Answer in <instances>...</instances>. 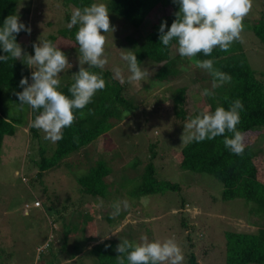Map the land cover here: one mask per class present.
I'll return each mask as SVG.
<instances>
[{
	"label": "rangeland",
	"instance_id": "rangeland-1",
	"mask_svg": "<svg viewBox=\"0 0 264 264\" xmlns=\"http://www.w3.org/2000/svg\"><path fill=\"white\" fill-rule=\"evenodd\" d=\"M108 1L95 0V3L105 5ZM17 2L20 22L31 28V34L21 31L19 38V44L24 53L29 55H34L33 45L39 42L40 37L44 40L50 35L57 36L61 29L65 28L66 16L72 13L70 9L72 6L69 7V11L66 0H18ZM163 10L162 6L154 9L145 24L138 30H132L123 22H114L116 16L109 12L114 32L105 33V55L109 63L104 70L112 74L114 66H120L123 69L124 95L140 108L128 114L130 119L125 123H119L105 135H109L110 142L117 144L121 149H133L137 154L146 153L151 144L159 143L160 146L156 147L155 151H158L162 157L155 164L159 167L163 165V168L160 167L162 171L158 178L178 184L181 189L136 197L133 193L141 185L140 178L125 177L126 181H122L118 176L117 187L106 200L84 195L78 179L89 173L94 162L106 161L104 157L108 150L103 149V146L109 142L106 140L105 143L102 139L98 143L101 146H94L95 152L89 153L86 165L81 166L76 157L58 171H49L42 179L36 178L38 168L36 170L32 164L33 158H37V152L35 154L34 149L35 146L37 149L38 144L34 145L29 140V130L25 127L29 106L17 105L11 99L10 90L7 89L4 93V109L12 117L20 116L23 125L17 126L15 135L11 140L6 141L5 157L0 159V264H36V249L47 247V245L53 247L49 250L50 255L55 256L54 264H99L96 255L91 254V249L98 244L97 240L112 238L120 242L121 238H127L131 241L133 233L137 234L135 237L138 242L140 238L138 234L144 231L153 240L156 237L153 238L151 235L152 228L157 229L158 240L161 241L169 236L189 238V243L195 246L194 253L200 264H226V257L218 260L220 248H223L227 241L226 233L231 231L250 233L258 229L253 225L255 218L249 219V208L245 207L241 199L224 202L223 188L219 182L207 174H190L184 171L176 155L184 145L181 135L184 124L189 119L182 121L174 114L172 96L175 90L181 87L188 89L185 108L189 116H196L205 110L211 112V102L223 93V87L216 88L214 96H201L200 93L204 89L211 88L212 77L190 66V62L181 58L175 48L172 51V58H179L178 61H180L177 64L178 74L174 79L159 82L155 78L159 65L146 59L140 67L142 71L147 72L145 78L132 84L127 82V76L130 73L127 71L125 62L120 59L121 49L133 52L141 46L144 36L153 29L158 17L162 14L160 11ZM263 18L264 0H253V7L243 20L242 42L237 41L231 45L236 53L246 54L252 69L256 72V77L262 83H264V45L257 40L252 27L255 22ZM56 46L65 53L70 64L58 77L59 89L70 75L79 71V52L76 48L78 45L74 41L61 36ZM18 69L20 79L27 77L31 83L33 69L27 67L22 61ZM108 83H111V80H108ZM145 119L150 122L145 123ZM263 132V129L250 131L244 135L243 139L244 143L247 141L253 148L261 150L260 156L255 161L259 165L260 169L257 168L262 178H264V140L259 135ZM41 133L43 137L44 133L42 131ZM55 146L56 143L45 140V148L48 152L55 149ZM87 152H91V149ZM172 154L176 157L171 156ZM171 167L175 170H171ZM114 179L115 176H111L108 182L111 183ZM116 200H127L129 209L122 211L115 219L112 218V222H101L104 213L110 216L108 206ZM182 200L187 202L184 208L181 205ZM36 201L42 202L40 209H35ZM27 205L29 213L25 211ZM63 205L69 206V210L64 211L69 215L64 218L67 220L66 230L71 232L68 238L63 235V229L58 232L51 226L52 222H56L57 226L63 224L64 228V222L58 219ZM82 212L86 217L96 220V223L95 229L92 228L93 223L86 234L79 236L73 231L77 230L75 225L82 224L78 218ZM181 222H186L191 231H186L181 226ZM66 239L70 241L64 249ZM92 239H95V242L91 241ZM178 245L184 255L183 264H188V250L183 247V239L178 242ZM205 250L211 254L210 257L201 255V252Z\"/></svg>",
	"mask_w": 264,
	"mask_h": 264
},
{
	"label": "trees",
	"instance_id": "trees-1",
	"mask_svg": "<svg viewBox=\"0 0 264 264\" xmlns=\"http://www.w3.org/2000/svg\"><path fill=\"white\" fill-rule=\"evenodd\" d=\"M17 1L0 0V26L3 25L4 20L9 15H18ZM93 3H95V0H66L68 10L70 6H72L71 10L75 8L83 9ZM105 5L108 11L116 16L114 22H123L132 30L140 29L152 14V11L158 6H162L164 10L160 11L162 14L158 17L153 29L144 36L141 46L134 50L133 53L137 55L140 67L146 59L159 65L160 68L155 74V78L159 82L174 79L178 74L177 64L180 60L178 61L179 58H172L174 47L171 45L165 47L160 42L159 28L164 21H167L169 28L171 27V24L176 19L175 13L179 11V5L174 3L173 0H109ZM70 20L71 13L66 16L65 28L61 29L57 36L50 35L45 39L52 41L56 45L57 40L61 36L76 43L75 34L79 26H73V28L69 29L67 24ZM252 32L257 40L264 45V18L254 23ZM20 36V33L16 36L17 43L20 42ZM76 48L78 49V47ZM2 55H6V53L0 48V56ZM197 59H212L215 68L232 77L230 83H225L222 86L223 93H220L216 97L217 99L211 102V112H214L217 107H224L228 110L232 103L239 99L244 107L239 113L240 122L237 125V130L241 132L243 139L244 135L250 131L264 130V83L256 77V72L252 69L246 54L244 52L236 53L231 47L226 52L216 48L211 56L200 54ZM19 64V60L11 58L7 62L0 61V159L5 157L6 141L11 140L15 135L17 126L23 125L20 116L12 117L4 109V93L7 89L10 90L11 99L19 105L18 97L15 95V93L23 91L20 86ZM90 71L100 75L105 80V88L95 94L92 102L82 110L83 115H81V110H74L76 119L71 127H66L63 130V138L56 142L55 149H51L48 152V149L45 148V139H43L41 131L30 126V121L35 118L38 112H34L28 107L25 127H28L29 130V140L34 145L38 144L37 149L36 146L34 149L35 154L37 152V158H33L32 164L33 168L36 170L38 168L35 177L42 179L49 171H58L76 157L81 166L86 165L90 156L89 153L93 154L95 152L94 146H101L98 143L102 139L105 143L106 140L109 142L103 146V149L108 150L104 157L106 161L94 162L89 173L78 179V184L82 187L84 195L102 198V201L106 200L117 187L116 179L118 176L121 177L122 181H126L127 178H140L141 185L133 193L136 197H140L143 194H159L168 190L181 189L178 184L158 178L161 176V168H163V165L160 168L159 165L155 164L162 157L158 151H155V148L160 146L159 143L151 144L146 153L137 154L134 153L133 149H121L117 144L110 142L109 135L106 136L105 134L114 127L116 128L119 123H125L130 119L127 115L137 111L140 106L124 95L125 87L112 78L111 72L99 68H92ZM108 80H111V83H108ZM73 82L72 75H70L69 79L61 85L62 87L58 91L70 97L71 94L68 89ZM172 99L174 102V114L177 119L185 121L186 119L195 118L194 115L189 116L185 108L188 100V89L186 87L176 89ZM147 121L145 119V123ZM104 135L106 138L103 139ZM225 135L231 137L232 133H226ZM259 136H262L261 138L264 140V132ZM224 139L225 136H218L212 140L193 141L184 144L176 155L180 160V167L184 171L190 174H207L213 177L222 185V200L224 202L241 199L246 205L245 207L249 208V219L251 217L255 218L253 225L258 227L255 232L240 233L231 231L226 233L227 241L225 246L220 248L218 260L226 257V264H264V178L259 174V165L255 161L260 156L261 150L253 148L246 141L244 143V154L242 156L236 155L225 147ZM89 149H91V152H87ZM176 155L172 154L171 156L176 157ZM83 157L86 159L85 163L83 162ZM171 170H175L174 167H171ZM111 176H115V179L109 183L108 179ZM36 202L42 203L40 201ZM186 203V201L182 200V207ZM38 208L40 209V207L35 206V209ZM108 208L109 212H111V204ZM61 209L62 212L59 213L58 219L64 222V228L63 224L62 226H57L56 222H52L51 226L53 230L57 229L58 232L63 229V235L68 238L71 232L66 230L65 223L67 220H64V218L69 215L64 211L69 210V206L63 205ZM107 215L104 213L101 222L113 221ZM78 218L82 224L75 225L77 230L73 232L76 235L86 234L87 229L92 227L91 224L93 223L92 228L95 229L96 220L93 221V219L86 217L83 212L78 215ZM68 226L71 225L68 224ZM181 226L186 231H191L187 227L186 222H181ZM152 232L153 238L156 237L158 240L157 229L152 228ZM135 235L137 234L132 233L131 241L133 242H137ZM141 235H146L145 231L138 234L139 237ZM169 238H175L177 243L183 239V247L188 250V264H200L194 253L195 246L189 243V238H185V236H169ZM70 239L73 241L72 238ZM70 239L64 240V249H66ZM91 241L95 242V239ZM120 242H116L112 238L107 240L101 238L96 241L98 244L91 249V254L96 255L99 264H117L116 257L120 254L116 252V247ZM72 243L74 244V242ZM51 247L47 245V247L43 246L36 249V264L55 263L56 260L53 259L55 256L50 255L49 249H53ZM225 253L226 256H224ZM201 255L211 256L208 250L202 251Z\"/></svg>",
	"mask_w": 264,
	"mask_h": 264
},
{
	"label": "clouds",
	"instance_id": "clouds-1",
	"mask_svg": "<svg viewBox=\"0 0 264 264\" xmlns=\"http://www.w3.org/2000/svg\"><path fill=\"white\" fill-rule=\"evenodd\" d=\"M173 2L179 5V11L175 13L176 19L170 28L167 21L162 22L159 28L160 42L165 47H174L181 58L190 62V66L208 73L212 77L211 88L204 89L200 95L214 96V90L230 83L232 77L215 68L212 59L201 60L197 56H211L216 48L226 52L233 43L242 42L243 20L249 15L253 0ZM77 25L75 40L79 52V71L72 75L74 82L68 89L70 97L57 90L60 84L58 77L70 65L65 53L52 41L40 37L39 42L33 45L34 55L25 54L16 36L21 31L31 34V28L21 23L18 15H9L0 26V48L6 53L0 56V61L7 62L10 58L20 60L33 69L31 83L27 77L20 81L23 91L15 93L18 104L20 107L27 105L38 112L30 121V126L42 131L43 139L53 144L63 138L66 127L72 126L76 119L74 110H81L83 115L82 110L92 102L95 94L105 88V80L90 69L103 70L109 63L105 55V33H113L114 28L110 23L108 8L103 3H93L83 9H73L67 27L71 29ZM120 59L125 62L130 73L127 76L129 84L145 78L147 72L141 70L137 55L131 50L121 49ZM112 78L122 85L125 83L124 71L120 66L112 68ZM243 107L242 101L237 99L228 110L217 107L214 112L205 110L195 118H190L184 124L182 144L225 136V147L233 154L242 156L245 145L237 125ZM226 133H232V136L228 137ZM27 206L25 211L28 212ZM111 207L110 216L115 219L130 205L127 200H116ZM116 252L120 254L116 257L117 264H183L184 261L182 249L175 238L161 241L141 235L139 242L121 238Z\"/></svg>",
	"mask_w": 264,
	"mask_h": 264
},
{
	"label": "built area",
	"instance_id": "built-area-1",
	"mask_svg": "<svg viewBox=\"0 0 264 264\" xmlns=\"http://www.w3.org/2000/svg\"><path fill=\"white\" fill-rule=\"evenodd\" d=\"M35 206H36V207L40 206V203H39V202H36V203H35ZM27 207H28V206H27Z\"/></svg>",
	"mask_w": 264,
	"mask_h": 264
}]
</instances>
